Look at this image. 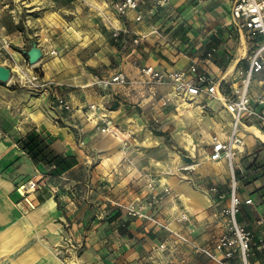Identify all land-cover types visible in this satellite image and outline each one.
Instances as JSON below:
<instances>
[{
	"label": "crops",
	"instance_id": "obj_1",
	"mask_svg": "<svg viewBox=\"0 0 264 264\" xmlns=\"http://www.w3.org/2000/svg\"><path fill=\"white\" fill-rule=\"evenodd\" d=\"M23 1V15L17 12L16 4L8 9V3L0 2V37L19 48L34 38L43 55L33 69L40 72V81L47 86L33 91L27 86L17 89L13 81L0 85V264H61L54 249L67 246L68 242L77 253L70 252L73 256L67 259L75 264H212L181 244L169 242L167 249L160 251L158 246L170 238L149 222L128 217L116 206L142 203L150 177L145 167L141 165L142 170L138 169L140 158L134 159L129 154L125 140L120 139V143L117 140L120 137L101 134L95 122L87 119L86 107L102 108L117 102V109L105 110V115L125 130L124 134L141 131L144 111L162 115L158 110L170 109L169 113L164 112L170 116L173 110L180 109L182 105L176 108L173 102L161 105L160 99L169 98L170 89L159 86L148 90L138 84L103 89L95 82L119 73L135 80L142 66L166 71L186 68L214 46L219 48L218 53L200 66L219 80L234 63L232 73L224 76L232 83L230 76L233 74L234 78L236 70L246 67L245 52L241 55L244 47L238 48L243 45V37L240 39L229 26L234 0H167L165 8L155 7L151 16L138 23L134 22L136 13L132 11L126 18L116 20L110 6L113 0ZM140 1L144 10L156 0ZM41 2L47 5L38 6ZM13 13L18 16H10ZM106 19L117 29L133 33H121L117 40L112 39ZM18 22L24 32L15 29ZM153 30L158 34H152ZM143 36L146 37L140 38ZM135 38H139L137 45L132 44ZM51 51L57 54L50 57ZM260 80L264 81V74L255 78L254 94L264 89ZM54 97L65 100L71 111L51 107ZM209 107L200 114L201 120L208 112L211 132L225 131L230 124L229 115L218 102H211ZM130 121L136 125L134 130ZM251 129L254 128L242 131L241 136L250 135ZM31 131L39 133L54 152L69 158L71 167L58 176H50L43 165L32 162L17 143V139ZM243 146L238 163L243 154H251L249 149L255 144L243 142ZM171 158L170 154L163 159L153 155L147 161L146 169L154 173L155 184L167 185L172 192L147 212H153L160 221L185 234L189 232L187 226L192 225L190 237L198 245H208L225 227L220 207L213 204L205 189L219 185L204 176L195 188L191 177L179 173L180 166L170 174L155 166V163L167 165ZM219 163L228 169L225 162ZM219 163L210 166L217 175L226 172ZM27 181L36 184L27 198L33 208L16 192L17 186ZM242 182L241 198L252 196ZM256 195L252 198L262 213L264 204L258 199L260 194ZM181 212L188 215V224L176 221ZM255 215L243 206L239 222L260 232L254 224ZM245 216L254 219L249 222Z\"/></svg>",
	"mask_w": 264,
	"mask_h": 264
},
{
	"label": "built area",
	"instance_id": "obj_2",
	"mask_svg": "<svg viewBox=\"0 0 264 264\" xmlns=\"http://www.w3.org/2000/svg\"><path fill=\"white\" fill-rule=\"evenodd\" d=\"M143 4L140 0H113L110 6L116 20L126 18L127 13L132 11L136 13L134 22L138 23L143 21L145 16H151L155 7L165 8L167 0H156L153 6L144 8V10L142 9ZM105 22L109 26L111 37L114 40H117L121 33H133L128 29H117L110 19H106ZM229 26L240 39L243 37L249 44V50L244 57L246 67L236 70L234 78L233 74L230 76L232 83H228L224 79L225 72L222 78L217 80L200 66H205L211 56L218 53L219 48L214 46L198 62L192 63L186 68L166 71L152 66H142L138 68L135 80H129L119 73L107 79L97 80L95 85L106 89L112 85L127 88L138 84L148 90L153 87L167 86L170 89V96L160 99L163 107L172 102L175 106L186 104L187 107H194L201 114L210 109L211 102H218L222 105L230 117V124L225 131L209 134L207 157L210 162H225L227 164L230 175L229 184L226 191L216 185H209L205 188L211 196L213 204L220 207L219 215L225 223L224 231L218 237L208 245H198L189 234L193 230L192 225L187 226L189 232L185 234L160 221L153 212L148 213L147 209H155L157 205L172 195L171 189L167 185L160 183L156 185L151 178L147 180V192L142 203L116 204V206L124 210L128 217L141 218L170 238L169 241L166 240L158 246L160 251L166 250V244L171 242L173 245L185 246L212 264H264V261L258 259L259 255H264V212H258L259 204L251 195L241 198L239 194L241 180L257 179L259 175L264 176V162L260 165H250L247 170L237 162L239 155L244 151L240 136L242 131H245L246 128H254L264 136V89L261 93H253L255 78L264 74V0H234L230 9ZM151 33L158 34V31L153 30ZM138 39H133L132 44L137 45ZM7 46L8 42L0 37V48H7ZM49 54L56 55L57 52L51 51ZM18 69L19 71L10 69L9 82L13 81V84L18 86H27L33 91L42 90L47 86L40 81V72L33 69L32 66L26 67L24 70L19 66ZM13 73H16V77L13 76ZM260 83L261 87H264V81L260 80ZM51 107L65 112L72 109L60 97L53 98ZM105 110L106 106L100 108L88 105L86 117L95 122L94 125L101 134L116 136V127L112 119L105 115ZM241 146L243 150H241ZM35 189L36 184L32 181L22 183L16 188V192L30 208H33L32 202L27 198ZM258 199L264 204V194H260ZM243 206L248 207L256 214L254 224L260 229V232H255L240 224L239 215ZM189 220L185 212L176 216V221L182 224H188ZM69 245L72 246V244ZM68 251L69 248L65 250L56 248L55 255L59 259L65 260ZM75 251L74 248L73 252ZM251 256H253L252 259Z\"/></svg>",
	"mask_w": 264,
	"mask_h": 264
},
{
	"label": "rangeland",
	"instance_id": "obj_3",
	"mask_svg": "<svg viewBox=\"0 0 264 264\" xmlns=\"http://www.w3.org/2000/svg\"><path fill=\"white\" fill-rule=\"evenodd\" d=\"M13 0H0L1 3L5 2L8 3L9 6L7 7L8 9H11L13 5H17L19 7V10L17 9V12L19 11L20 14H24V8L22 4L24 1L23 0H15V3H12ZM23 1V2H22ZM30 1V0H29ZM35 1V0H33ZM41 1V0H40ZM39 1V2H40ZM22 2V3H21ZM43 5H47L45 4V2H41L38 4V6H43ZM68 9V8H67ZM68 11V10H67ZM16 12V13H17ZM26 14V13H25ZM14 15L18 16L17 14H11L10 16ZM15 29L17 31H23L24 32V28L22 26V24L20 22L17 23V25L15 26ZM34 41L36 43V41L34 40V38L28 42V44L24 45L23 47L19 48L18 46L16 47L14 43H8L7 48H0V65L7 67L9 69H18L19 66H21V68L24 70V68L28 67L30 68V65L28 64L27 61V56L25 54L26 51H28L29 47H30V43ZM37 45V44H36ZM238 45V43H237ZM243 49L244 55L246 54V52H248L249 50V44L247 41H244L243 45L238 46V48H240V50ZM243 55V56H244ZM49 56H53L50 55ZM41 60V59H40ZM39 60V61H40ZM38 61V62H39ZM32 68H34V66H32ZM13 76L16 77V73H13ZM0 85H4L3 83H0ZM18 86V85H17ZM26 86L22 85V86H18L17 89H25ZM1 99V96H0ZM181 105V104H180ZM112 104L108 103L106 105V112L108 111H115V110H110L111 109ZM184 109H189V110H195L194 107H187L186 104H182V106L180 107L179 110H173L170 114V116L166 115L164 112H170L171 110H158V114L159 113H163L162 115H156V113H152V115H149L148 113H146L144 111L143 114V119L141 120L144 123V126L140 129L141 131H135V132H131L129 133V135L124 134L125 130L120 129V126L115 124V127L118 129V133L116 136H113L114 138L116 137H120L121 139L125 140L124 144H126L125 148H127L128 152L130 155L134 156V159L140 158V168H138L139 170H142L141 165L143 167H145V171L147 170V173L149 174V177L151 179H156V177L154 176V173H152L151 171H148V169H146L148 163L147 161L149 160V158H151L153 155H155L156 157H159V159H163L164 157H166L167 154L174 153L179 161H180V168H187L186 170H180L179 173L185 175V177L189 176L192 179V185L195 188H198L199 185L197 184L198 181L202 180L204 176L211 178L217 185H219L220 188L224 190H226L227 187V183H228V169L226 167L225 164L223 163H219L218 166H223L224 170L226 171L224 174H220L217 175L215 173V171L210 169V166L212 167L214 164L210 163V161H208V150H209V146H208V142H209V134L211 133V125L212 122L211 120L208 119V117H210V114L208 112H206V116L204 120L201 121H197L195 119H189L186 120L185 118V111ZM183 111V112H182ZM141 110L139 109L138 114L140 115ZM221 124H223L224 122L221 120L219 121ZM252 134L248 135L246 133L247 136H249L247 143L251 144L252 142L255 144L254 148L249 149V152L251 153L249 156L246 155H242L240 157V161L239 164L241 165V167L243 169H245L246 167L248 168L250 165H260L262 164V162H264V140H262V138H264V136H262L256 129H252ZM121 133V134H119ZM150 134L151 137L156 138L157 144L158 145H147L145 144V135ZM256 133L259 136H255ZM182 134H186L189 135L190 139L192 140L196 151H195V156H193L192 160L193 163L190 165H186L182 160H180V156L179 154H183V155H187L188 151L185 150L184 148V144L183 142H181V137ZM118 140V139H117ZM127 140V141H126ZM253 140V141H252ZM246 144V143H245ZM246 146V145H245ZM166 149V151H165ZM256 149H260V151L258 153L254 152ZM243 150V149H241ZM168 152V153H166ZM135 165V164H134ZM153 169V167H152ZM202 178V179H200ZM241 185L243 187H247L249 188L248 190L249 193L252 194V196L255 198L257 195V193L259 194H264V176L259 175L257 177V179L255 178H251V179H246L243 180V182L241 183ZM82 193V192H81ZM211 197V196H210ZM109 218V217H108ZM245 218L247 219V221L252 222L253 221V217H247L245 216ZM111 220V219H109ZM69 244L71 243H67V246H63V247H55L56 248H61L63 250H65L66 248H69L68 251V255L66 256V258H68L69 256L71 257V255L73 256V254H70V252L73 253L74 251V246H70ZM55 249H54V255H55ZM76 250V248H75ZM76 252V251H75ZM77 253V252H76ZM58 258V256H56ZM253 258V256H251V259ZM59 259V258H58ZM60 263L61 264H68L65 260H61L60 259ZM72 261V260H69ZM74 262V261H73ZM5 263V262H4ZM3 264V262H2Z\"/></svg>",
	"mask_w": 264,
	"mask_h": 264
},
{
	"label": "trees",
	"instance_id": "obj_4",
	"mask_svg": "<svg viewBox=\"0 0 264 264\" xmlns=\"http://www.w3.org/2000/svg\"><path fill=\"white\" fill-rule=\"evenodd\" d=\"M17 143L32 162L41 164L48 169L50 176H58L71 167L70 159L54 152L46 140L36 131H31L24 137L17 139ZM258 259L264 261V255H259Z\"/></svg>",
	"mask_w": 264,
	"mask_h": 264
},
{
	"label": "bare ground",
	"instance_id": "obj_5",
	"mask_svg": "<svg viewBox=\"0 0 264 264\" xmlns=\"http://www.w3.org/2000/svg\"><path fill=\"white\" fill-rule=\"evenodd\" d=\"M241 43H244V39L242 38L241 39ZM243 54V50L241 51V55ZM233 68H234V63H232L228 68H227V70H226V72H225V75H229V74H231L232 73V71H233ZM17 70V69H16ZM14 72V71H13ZM108 111V110H107ZM109 112H111V111H109ZM183 112V111H182ZM200 112H197L196 110H189V109H185V118H186V120H189V119H195V120H197V121H200L201 120V116H200ZM107 116V115H106ZM130 124L129 125H131L130 127H131V129L132 130H134L135 128H136V125L135 124H133V122L132 121H130L129 122ZM129 127V128H130ZM247 129H250V128H246V130ZM252 130V129H251ZM250 130V133L249 134H252V131ZM244 133V132H243ZM260 133V132H259ZM253 134H255V136H259L258 134H256V133H253ZM242 135V132H241V134H240V136ZM145 144H147V145H158L157 144V142H156V138H154V137H151L148 133H147V135H145ZM248 138H249V136H247V135H243V136H241V139H243V140H241V142H242V145H243V142L244 143H246L247 142V140H248ZM121 138H118V140H120ZM181 139V142H183V146H184V148H185V150H187L188 151V154H189V157L191 158V159H193L192 157L193 156H195V151H196V148H195V146L193 145V143H192V140L190 139V137H189V135H186V134H182V137L180 138ZM262 140H264V138H262ZM119 142V141H118ZM120 143H122V141L120 140ZM116 145H117V143H116ZM126 145V144H125ZM241 149H242V146H241ZM170 155H171V159L169 160V163L166 165H163V163L162 164H160V163H155V166H158V168L159 167H161L164 171H167V173L168 174H170V173H175V169H176V166H180L179 165V163H180V161H179V159H178V157L174 154V153H169ZM168 154V155H169ZM180 158V157H179ZM181 160V159H180ZM183 169H185V168H182V169H180V170H183ZM161 170V169H160ZM163 182H165L166 180L165 179H163L162 180ZM3 246V245H2ZM64 262H67L68 264H75V263H73V262H71V261H69V259H66V261H64Z\"/></svg>",
	"mask_w": 264,
	"mask_h": 264
},
{
	"label": "water",
	"instance_id": "obj_6",
	"mask_svg": "<svg viewBox=\"0 0 264 264\" xmlns=\"http://www.w3.org/2000/svg\"><path fill=\"white\" fill-rule=\"evenodd\" d=\"M25 54L27 56V61L30 66H34L35 64H37L43 55L41 49L37 47L34 41L30 43V47L28 51L25 52ZM10 76H11L10 69L0 65V83H3V84L8 83L10 80ZM117 107H118V103L115 102L114 104H112L110 110H115ZM179 156H180V159L186 165H190L193 163V160L189 156L183 155V154H179Z\"/></svg>",
	"mask_w": 264,
	"mask_h": 264
}]
</instances>
